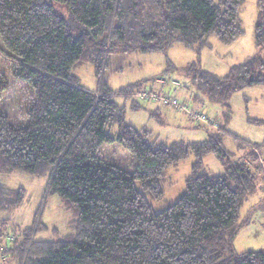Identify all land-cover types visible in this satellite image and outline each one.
Segmentation results:
<instances>
[{"label":"trees","instance_id":"16d2710c","mask_svg":"<svg viewBox=\"0 0 264 264\" xmlns=\"http://www.w3.org/2000/svg\"><path fill=\"white\" fill-rule=\"evenodd\" d=\"M54 1L66 12L50 0H0V41L11 57L12 77L32 90L26 126L0 111V174L47 178V195L58 196L73 217L72 232L37 240L45 229L38 216L20 233L0 219V258L6 256V264H264V249L238 253L233 247L241 212L264 182L257 155L234 160L223 147L222 127L201 143L158 144L149 131L126 124V110L110 91H90L72 73L91 64L104 84L115 52L154 54L175 44L204 48L213 35L231 45L245 33L240 12L246 0ZM259 10L255 43L261 55L225 78L202 73L193 80L196 98L228 106L233 94L264 87V0ZM10 89L0 79V101ZM141 91L123 90L122 96ZM114 144L130 155L129 169L102 157L103 147ZM209 154L221 161L223 175L203 173ZM192 156L185 193L155 212L148 195L164 200L167 172ZM26 196L25 189L0 183V215L18 210ZM9 233L17 238L11 247L4 245Z\"/></svg>","mask_w":264,"mask_h":264},{"label":"rangeland","instance_id":"374dc122","mask_svg":"<svg viewBox=\"0 0 264 264\" xmlns=\"http://www.w3.org/2000/svg\"><path fill=\"white\" fill-rule=\"evenodd\" d=\"M50 1L58 12H66V6ZM260 1L246 0L240 12L245 33L231 45L222 44L213 35L204 48L197 46L188 49L182 44H175L166 52L154 54L115 52L109 55L104 69V84L96 77L91 64L78 65L72 73L79 79L80 85L90 91L95 92L100 88L110 91L113 100L126 110V124L138 130L149 131L152 141L167 146L180 142L201 143L222 127L223 131L220 133L223 135V147L232 154L233 159L242 161L243 157L246 159L249 153H254L264 169V150L256 146H242L240 143L243 141L251 145H264V125L252 123L264 121V87L239 91L231 96L228 106H223L209 102L203 95L196 98L198 89L193 85V80L199 81L202 73L215 79L225 78L233 67L261 55L255 43ZM10 59L0 41V79L6 78L11 85L10 91L0 101V111L7 113L14 124L26 126L32 90L27 83L13 79L11 66L8 64ZM173 82L179 83V87H175ZM131 88L153 90L162 95L169 93L179 105L193 111H203L216 121L217 128L199 127L187 112L162 101H142L134 97L126 99L122 92ZM134 105H139V108L134 109ZM117 132L118 127L110 130L111 136H116ZM101 155L126 169L130 167V155L118 144L103 147ZM193 163L194 156L167 172L164 200L157 201L148 195L155 212H162L185 193V181L192 174ZM204 163V174L220 176L226 171L214 154L206 156ZM0 183L10 189H25L27 192L26 199L18 210L0 215V219L10 220L8 229L20 233L31 228L38 216V221L45 229L37 234V240H57L72 232L70 223L73 217L64 209L58 196L47 195V178L20 173L0 174ZM239 224L241 227L233 242L234 250L238 253L263 250L264 182L249 197L241 212Z\"/></svg>","mask_w":264,"mask_h":264},{"label":"built area","instance_id":"2783aa9c","mask_svg":"<svg viewBox=\"0 0 264 264\" xmlns=\"http://www.w3.org/2000/svg\"><path fill=\"white\" fill-rule=\"evenodd\" d=\"M162 83H166L165 81H162ZM175 87H179V83L177 82H173ZM134 98L142 100V101H162L167 105H172L174 107L179 108L182 111L187 112V114H189V116L191 117V119L197 124V125H204L207 127H213V128H217V124L216 121L210 119L207 114H205L204 112H194L192 110H190L188 107L184 106V105H179L178 102H176L175 100H173V98L170 97V94H163L162 93H156V92H152L150 90H146V91H141V92H137L136 94H134ZM16 236L9 233L4 237V245L5 246H9L11 247L13 242L16 240ZM0 264H6V256H2L0 258Z\"/></svg>","mask_w":264,"mask_h":264}]
</instances>
